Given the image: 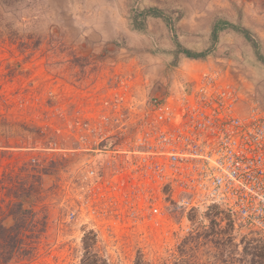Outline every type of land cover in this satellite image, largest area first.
<instances>
[{
    "label": "rangeland",
    "instance_id": "obj_1",
    "mask_svg": "<svg viewBox=\"0 0 264 264\" xmlns=\"http://www.w3.org/2000/svg\"><path fill=\"white\" fill-rule=\"evenodd\" d=\"M151 7L161 16L143 13ZM225 20L252 39L225 25L214 39ZM191 65L237 66L243 105L264 110V0H0V114L12 124L0 178L38 186L47 216L34 256L8 264H245L249 242L264 245L216 208L177 206L167 189L162 214L137 198L131 105Z\"/></svg>",
    "mask_w": 264,
    "mask_h": 264
},
{
    "label": "built area",
    "instance_id": "obj_2",
    "mask_svg": "<svg viewBox=\"0 0 264 264\" xmlns=\"http://www.w3.org/2000/svg\"><path fill=\"white\" fill-rule=\"evenodd\" d=\"M238 70L191 65L164 92L131 105L128 157L137 198L153 213L162 214L167 189L177 206L216 208L264 239V110L243 105L246 79L236 78ZM125 93L115 90L110 102L123 106Z\"/></svg>",
    "mask_w": 264,
    "mask_h": 264
},
{
    "label": "trees",
    "instance_id": "obj_3",
    "mask_svg": "<svg viewBox=\"0 0 264 264\" xmlns=\"http://www.w3.org/2000/svg\"><path fill=\"white\" fill-rule=\"evenodd\" d=\"M143 13L154 17L161 16V10L157 7H151L144 10ZM132 21V24L137 28L138 18L134 16ZM222 25L234 27L246 38L252 39L249 29L236 26L226 20L215 23L212 31L214 39L218 37ZM184 52L191 58L202 56L201 53H193L188 49ZM11 127V122L0 114V152L12 146L8 134ZM0 186L1 191H4V196L0 197V264H8L13 260L34 256L39 239L47 227V216L40 217L37 210L41 195L38 186L28 184L24 192V178L19 174L11 175V172L4 173V176L0 178ZM25 203L28 205L24 206ZM6 220H10L11 223H7ZM249 244L247 246L249 259L245 264H264V245L255 241L249 242ZM86 264L110 263L107 260H96Z\"/></svg>",
    "mask_w": 264,
    "mask_h": 264
}]
</instances>
